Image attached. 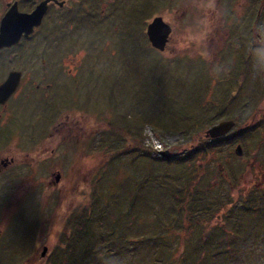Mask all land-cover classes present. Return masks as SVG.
<instances>
[{"label":"rangeland","instance_id":"obj_1","mask_svg":"<svg viewBox=\"0 0 264 264\" xmlns=\"http://www.w3.org/2000/svg\"><path fill=\"white\" fill-rule=\"evenodd\" d=\"M179 1H87L88 5L92 2L90 8L97 11L95 18H100L94 21L88 19L87 13L84 15L86 4L82 0H69L62 8L61 12L76 8L73 18L77 27L71 30L77 38L76 46L72 54L64 53L59 61L74 67L77 83L73 99L80 105L65 109L73 114L70 119L89 127L82 133L66 137L58 133L49 136L48 132H53L51 125H47L39 136L27 131L22 137L15 127L10 128L11 138L18 141L29 138L64 142L57 143L53 153L48 149L49 157L42 162L39 161L44 155L40 159L33 157L41 143H14L13 150L21 155L23 162H18L19 165L28 169L29 183L24 194L15 188L17 178L6 177L8 182L4 192L1 189L5 185H0L3 234L0 237V264H53L52 261L60 258L62 250L66 251L72 264H200L193 256L195 254L203 257L202 264H264V210H248L243 204L248 199L243 196L249 191L244 150L236 161H232L230 154L232 162L228 166L224 160L228 150L215 157L210 155L212 160L199 162L200 171L191 185L195 189L191 200L186 202L191 209L181 206L182 211L173 212L178 207L173 193H183L181 189L193 163L192 160L184 164L175 162L176 158L184 154V148L192 145L191 142L202 141L205 129L227 119L236 121L225 138L231 141L228 147L234 148L235 143L240 142L248 151L249 133L242 134L249 116L257 115L260 93L264 90V74H261L264 51L258 47L249 52V64L252 65L249 68V93L254 105L249 103L245 83L235 84L228 79L227 83L211 82L218 76V67L230 68L231 77L240 76L248 56L242 50L241 57L236 49L240 48L238 44L246 43L238 33L230 41L231 36L225 37L228 45L218 51L215 31L213 39L207 36L213 25L206 24V21L212 23L215 0H199L196 6L203 8V12L198 11V15L197 10L193 12L196 7L193 0ZM185 8L186 14L181 16ZM102 9L104 12L100 14ZM245 9L246 5L239 15ZM231 11V16L238 14L241 7L235 5ZM157 15L174 25L172 40L178 41H174L173 49L168 46L162 51L157 50L146 42V24ZM230 22L231 17H223L219 26L229 31ZM217 36L220 35L217 33ZM70 55L75 57L73 63L65 61ZM33 60L37 62L26 67L25 77L34 76L42 66L39 57ZM19 67L22 66L16 61H9L8 53L0 52V82L10 70ZM66 70L67 67L64 76L71 75ZM255 86L257 91L252 93ZM36 100V97H30L28 112L31 118L35 110L48 108ZM125 114L129 119L124 127L120 120ZM259 132L254 133L255 139ZM92 136V143L87 145L85 142ZM81 139L86 141L79 143ZM137 143L143 144L141 147H146L148 152L138 151L134 146ZM27 144L29 147L25 146ZM45 144L49 147L55 143ZM228 147L223 145L221 148ZM7 149L8 143L3 142L0 157ZM166 149L170 152L168 157H162L157 151ZM27 151L32 153L30 157ZM48 160L51 162L47 165ZM218 164L224 166L222 174ZM56 173H59L57 177ZM222 175L232 185L230 189ZM3 177L5 175L0 176L2 180ZM24 178L17 180L18 185L24 183ZM244 186L246 191H243ZM117 187L122 190L121 194L130 189L134 190L133 194L139 189L147 190L150 194L148 203H143L136 213L139 209L133 207L134 195L127 193L119 197ZM258 191L249 197V202L259 201L258 196L262 193ZM213 199L217 202L209 207L218 208L221 201L222 207L220 205L208 221L215 227L209 229L210 237H201L203 227L200 229L198 218L203 216L206 208L201 209L200 203ZM106 202L110 212L105 209ZM14 204L28 213V224L27 220L22 222L21 219L18 225L14 223L9 211L10 205ZM262 206L264 201L260 208ZM112 214L117 219L114 227L110 220L115 219ZM136 215L139 218L135 226L142 228L141 232L135 233L129 226L119 223L129 224L128 220H135ZM79 224L82 228L77 230ZM208 224L204 229L209 228ZM216 229L223 235L221 238H217ZM43 247H46L44 253Z\"/></svg>","mask_w":264,"mask_h":264},{"label":"flooded vegetation","instance_id":"obj_2","mask_svg":"<svg viewBox=\"0 0 264 264\" xmlns=\"http://www.w3.org/2000/svg\"><path fill=\"white\" fill-rule=\"evenodd\" d=\"M82 1L84 4H86L84 15L87 13L90 16L88 19H92V21H94V19L100 20V18H95L98 16V14H96L97 11L90 8L89 6L92 2H89V5L87 3V1L91 0H87L85 2L84 0ZM182 1L184 0H180L179 2ZM198 1L199 0L195 2V0H193L195 6ZM67 2H69V0H0V25L2 18L6 13H9L13 17H18L21 14H30L36 8L37 11L39 8L45 5L44 12L41 14V16L35 14L30 18L27 17V19H25L23 22L17 20L16 18H11L12 20L8 23L10 26L9 29H20V36L12 44L0 47V52L8 53L9 61H16L18 65L22 66L18 69V71H20V76L16 88L5 100H0V145H2L3 142H6L8 143L9 147V149L5 151L4 155L0 157V176L5 175V177H3L4 181L0 178V185H5L1 189V192L6 190V184L8 182L6 177H13L14 179L17 178L14 182L15 188L18 191H21L22 194L28 191V188L26 187V184L29 183V177H27L29 173H26L28 169L25 168L27 169L25 170V166H23V164L19 165L18 162H23L21 161V155L16 154L13 150L14 143H41L39 151L34 153L35 155L33 157L35 159H40L41 156L44 155L43 159L39 161L42 162L49 157L47 155L48 149L51 153H53L55 148L58 146L57 143L64 142L61 139L53 141L35 140L29 138L18 141V139L15 140L11 138L13 134L10 128L15 127L17 132L22 133V137L26 136L24 133L27 131L30 132V134L33 133V135L39 136L44 133L47 125H51L53 132H48L49 136L58 133L63 135V137H66L68 134L77 132L82 133L89 127L88 126L86 128L85 125H78L77 122H75V119L69 118L73 114L65 109L73 105H79L73 99L76 93L77 83V75H73L74 67L66 64L63 61H59V58H61L64 53L72 54L77 42V38L75 39L71 33V30L77 27V21L73 18V13L75 12L76 8H69L64 12H61L62 8L68 5ZM213 3L212 11L214 12V15L208 11L211 13L212 23L206 21L207 26L210 27L213 25V28L210 34L207 36L213 39V31H215V45L218 48V51H221L222 48L228 45L226 43L225 37L231 36L229 37L230 41L232 37L240 33L239 36L244 39L246 44H238L240 48L236 49V52H239V55L241 56L242 50H245L248 60L246 68L245 70L243 69L241 71L240 76L235 75L234 77H231L230 74L232 71L230 68L218 67V70H216L218 76L214 78L216 82L214 80L211 82L227 83L228 79L232 80L235 84H240L241 82L243 84L245 83L246 89L248 90L246 95L250 99L249 103H251L250 105H254L249 93V74L251 72V70L249 71V68L252 66L249 64V52H252L257 47L260 48L261 51H264V0H215ZM235 5H239L241 7V11L238 12V14L233 13L231 16V7ZM245 5V11L242 15H239L242 12V7ZM195 10H197L195 12L196 14L198 11L201 13L203 12V8L197 9V6L193 8V12ZM102 12H104L103 9L100 10V14H102ZM185 14L186 8L180 13V15L184 16ZM223 17H231L230 26L227 27L229 31H226L219 26L221 24V20H223ZM167 23L171 27V34L168 37L165 48L171 46L173 49L174 41L178 40H172V31L174 25L169 21H167ZM29 25H31V29L25 33V30ZM21 27H23V29H21ZM217 33L220 36H217ZM243 46L247 47L242 49ZM250 47L253 48L250 50ZM218 53L219 52H217V54ZM34 57L40 58L42 66H39L40 68L37 72H35L34 76L30 75L25 77L24 75L26 73V67L29 66L30 63L35 64L37 62L33 60ZM74 59L75 57L70 55V58L66 59L65 61H70L73 63ZM232 66L236 68L235 65ZM65 67H67L66 73L71 75L64 76ZM28 73L31 74L32 71H28ZM261 74H264L263 69L261 70ZM211 78L213 77L211 76ZM201 83H204V80L201 81ZM255 91H257L256 86L252 93H256ZM32 96L37 98V102L44 103V105H47L48 108L43 110H35L34 115L31 118L28 112V105L30 103V97ZM255 101L256 99H254V102ZM256 113L257 115L255 117L253 115L249 116V123H246L244 127L245 134L249 133L248 151L243 148L241 145L243 143L240 142H236L234 148L233 146L228 147L231 141H227L225 138L232 129L217 137L207 136V129H205L203 131L204 138L202 141H200V143H203L204 146H210L212 143V150L208 154L209 157L207 156L208 159L206 157L203 158L204 162H206V160L209 161L213 159L210 155L215 157L217 153H224L225 150H228V153H226L224 157L225 163L228 166L232 161L240 159L243 150L246 152L247 161L245 163L247 164V168L245 166L244 167L246 168V173L249 174V191L245 192L246 196L243 197L248 198V203L249 197L252 198V196H254V191L259 190L258 192H262L264 195V90H262L260 93V103ZM128 117L129 115L127 114H125V116H121L120 123H123L124 127L128 121L127 119H129ZM235 125L236 121H234L233 127H235ZM29 128H32L34 131H30ZM240 128L242 127L240 126ZM258 130H260L261 133L259 137L255 139L253 132ZM4 137H6V139ZM92 139L93 136L91 140H88L87 142H85L86 140L84 141L81 139L79 143L85 142L87 145H89L92 143ZM53 142L55 143V146L50 145L47 147L45 144ZM223 145H227L228 148L222 149L221 147ZM25 146L29 147L28 144ZM157 151L160 152L161 150ZM27 152L29 153V151ZM30 154L32 153L28 154L29 157ZM229 155L231 156V159H233L232 161L230 160ZM50 162L51 161L48 160L47 165ZM241 166H238L237 168L241 169ZM39 168H44V166H39ZM223 168V165L218 164V169L221 174L223 172ZM231 171L233 172L234 168H232ZM20 173H24V175H19ZM58 174L59 173H56L55 176H58ZM51 175H53V173H51ZM23 177H25L24 183L21 182V184L18 185L17 180H23ZM222 178L226 181V184H228V188L230 189L232 185H229V182L226 180L227 178H225L223 175ZM241 180L242 179H239V181ZM243 191H246L245 186L243 187ZM18 207L20 208L18 209ZM9 211L11 213V217H14V223L16 225H18L20 219L22 222L27 220L28 224V213L24 211L23 207L18 204H14L13 206L10 205ZM1 229L2 227L0 228V237L2 238L3 234ZM39 256L43 258L41 254Z\"/></svg>","mask_w":264,"mask_h":264},{"label":"trees","instance_id":"obj_3","mask_svg":"<svg viewBox=\"0 0 264 264\" xmlns=\"http://www.w3.org/2000/svg\"><path fill=\"white\" fill-rule=\"evenodd\" d=\"M192 143V145H190L189 147L187 146V148H184L185 150L183 151V153L184 154H182L181 156H179L178 158H176V160H175V162H179V163H182V164H184V162L186 163L187 161H190V160H192V168L189 170V172L187 173V175H186V180L184 181V184H183V187H182V191H183V193L181 194V195H178L177 193H173V191L172 190H170V192H171V194L173 193V196H175V199H177V202H178V207L176 208V210H174L173 212L174 213H177V212H180V211H182V209L180 208L181 206H182V208H184L185 209V206H186V208L188 209V208H190L191 209V207L189 206V207H187V205H189V204H187L186 202H189L190 200H191V196H192V191L195 189V187L194 186H192L191 187V185L193 184V181H195L194 179H197V174H198V171H200V168H201V166L199 167V162H201V164L204 162L203 161V158L206 156V154H204L203 153V151L204 150H212V143H211V145L210 146H208V145H206V146H204L203 145V143H200V141H199V143L198 142H196V143H193V142H191ZM134 146L135 147H137L138 148V151H140V149L142 150V151H145L146 153L148 152L147 151V148L146 147H141V146H144L143 144H140V143H137V144H134ZM210 147V148H209ZM144 153H142V156H143V158H145L144 156L145 155H143ZM119 155H122L121 154V152L119 153ZM121 157V156H120ZM197 158H199V160L197 161ZM188 163V162H187ZM146 165H144V167H145ZM152 178H153V175L151 176ZM154 179V178H153ZM128 190V189H127ZM117 191L118 192H116V193H118V196L120 197L121 195L122 196H125L127 193L128 194H132V196L134 195V197H133V200H134V204H133V207L135 208H138L139 210H135L136 211V213L138 212V211H140L141 210V206H142V204L144 203V204H147L148 202H147V198H149L150 197V194L148 193V191L147 190H144V191H142V190H137L138 192H135L134 194L132 193V192H134V190H131L130 189V191L128 190V192L127 191H125L124 192V194H121V191L122 190H120V188L119 187H117ZM138 193H140V194H138ZM262 193V192H261ZM121 194V195H120ZM140 197H139V196ZM258 198H259V201L258 200H252V201H250L249 203L247 202V199H245V201L243 202V204H245V206H246V208L249 210V209H257V210H259L260 209V211H262V210H264V207L262 206L261 208H260V205H261V202H263L264 201V195L263 194H261V196H258ZM132 200V201H133ZM138 200V201H137ZM216 202H217V200H211V201H209V202H202V203H200V206H201V209H203V208H206L204 211H203V213H202V217H199L198 218V222H200V229L202 228V231L200 232L201 234H200V236L202 237V235H203V237H207L208 235H209V237H210V231H209V229L211 230L212 228H215V227H212V226H210L209 224H208V221L211 219V217H213V214H214V212H215V210H218L219 208H221L222 207V205H221V203H222V201L220 202V203H218V204H220L221 205V207H220V205H219V207L218 208H213L212 206L211 207H209V204H216ZM155 203H158L157 201H155ZM109 203L108 202H106V207H105V209L107 210V212H110L111 210L109 209V205H108ZM136 204H139V205H136ZM157 205V204H156ZM180 208V209H179ZM200 209V210H201ZM190 212H191V210H190ZM211 214V216L210 217H208L209 215ZM111 217L112 218H115L114 216H113V214L111 215ZM137 218H139L137 215H136V218H135V220H128V223L129 224H122L120 221H119V223L122 225V226H129L130 228H132V229H129V230H133L135 233H138V232H141V230H142V228H140V227H136L135 226V224H137ZM174 218H175V216H174ZM173 218V219H174ZM111 220V222H112V225H113V227L115 226V221L117 220L116 218L115 219H110ZM204 221H207V222H204ZM204 222V223H203ZM205 224V225H204ZM207 224L209 225V228H206V229H204V227H206L207 226ZM72 226H75L74 224H72ZM82 227L80 226V224L78 225V226H76V229L78 230V229H81ZM143 228H144V226H143ZM217 231H218V236H217V238H221L223 235L222 234H220V232H219V230L218 229H216ZM74 231V230H73ZM212 231H214V230H212ZM222 233V232H221ZM134 237V236H133ZM200 237V238H201ZM202 239H205V238H202ZM134 243V241L133 240H131V244H133ZM195 258H196V260H197V262H200V264H202L203 263V261H202V259H203V257H198V256H196V254L195 255H193ZM202 256V255H201ZM71 258L68 256V254H66V251L65 250H62L61 251V256H60V258H56L54 261H52V263L53 264H72V262H71V260H70Z\"/></svg>","mask_w":264,"mask_h":264},{"label":"water","instance_id":"obj_4","mask_svg":"<svg viewBox=\"0 0 264 264\" xmlns=\"http://www.w3.org/2000/svg\"><path fill=\"white\" fill-rule=\"evenodd\" d=\"M36 9L30 14H21L18 17H13L9 13L5 14V16L1 20L0 25V47L12 44L19 38L21 33L20 29L6 30L5 24H8L12 20L11 18H16L17 20L23 22L25 19H27V17L30 18L35 14L41 16V14L44 12L45 5L39 8L37 11ZM31 25L28 26V28L25 30V33H27L31 29ZM21 29H23V27H21ZM170 30V25L165 22L161 16H154L146 27V33L151 45L159 50H163L168 40V33ZM19 76L20 71L18 70H11L8 72L5 80L0 84L1 101L5 100L14 91L17 86ZM233 125L234 121L232 119L219 121L207 128L206 135L209 137L220 136L230 130ZM161 154L167 157L170 152L168 149H166L162 150ZM45 249L46 247H43V253Z\"/></svg>","mask_w":264,"mask_h":264},{"label":"bare ground","instance_id":"obj_5","mask_svg":"<svg viewBox=\"0 0 264 264\" xmlns=\"http://www.w3.org/2000/svg\"><path fill=\"white\" fill-rule=\"evenodd\" d=\"M5 28H6V30H8V29L10 28V26H9L8 24H5ZM170 34H171V31H169V33H168V37H169ZM4 80H5V79H4ZM4 80H2L1 83H2ZM1 83H0V84H1ZM254 96H256V95H254ZM255 132H256V131L253 132V135H254ZM260 133H261V132H259V135H260ZM237 134H239V132H238ZM242 135H245V133H243ZM254 136H255V135H254ZM209 148H210V147H209ZM211 148H212V147H211ZM210 151H211L210 149H209V150H204L203 153H204V154H209Z\"/></svg>","mask_w":264,"mask_h":264}]
</instances>
